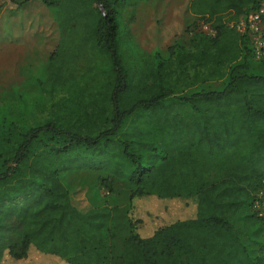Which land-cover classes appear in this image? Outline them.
<instances>
[{"label":"trees","instance_id":"16d2710c","mask_svg":"<svg viewBox=\"0 0 264 264\" xmlns=\"http://www.w3.org/2000/svg\"><path fill=\"white\" fill-rule=\"evenodd\" d=\"M41 1L61 39L110 65L83 83L75 49L52 65L60 41L47 83L33 85L34 115L0 104V264H264V215L252 211L264 193V58L229 27L262 0H191L187 40L131 70L118 55L127 0ZM79 187L87 210L73 203ZM150 196L192 214L154 227L134 213Z\"/></svg>","mask_w":264,"mask_h":264},{"label":"rangeland","instance_id":"374dc122","mask_svg":"<svg viewBox=\"0 0 264 264\" xmlns=\"http://www.w3.org/2000/svg\"><path fill=\"white\" fill-rule=\"evenodd\" d=\"M181 1L185 0H169L168 5L165 0L126 1L125 11L120 16L118 32L120 43L118 55L126 67L131 70L144 55L152 57L154 56L152 53L164 51L175 40L180 42L187 40V26L191 27L198 21L191 16L185 18L180 14L179 9L183 7ZM175 9L179 13L172 15ZM150 10L154 14L150 13ZM202 30L211 34L208 26H202ZM60 41L62 44L58 49ZM69 47L78 52L80 59L85 57L81 62L83 66L79 67L80 72H86L83 83L90 82L93 78L91 71L98 72L95 78L98 79L101 75L100 70L109 63L108 57L102 55V51L84 45L78 38L72 40L63 36L61 39L58 24L41 0H30L21 7L12 0H0V104L4 115L12 113H16L17 116L24 113L30 117L34 115L37 103L33 104L30 100L34 83L39 79L47 83L45 81L48 75L49 56L58 49L51 61L52 65L58 66L60 56L65 55L66 48ZM252 57L254 61L257 60L253 54ZM65 64L64 61V67ZM63 79L67 80L66 72ZM79 189L80 187L76 189L78 193L73 196V203L77 208L87 210L91 205L85 198L86 190ZM121 194L118 199L119 205L123 208L126 202ZM150 198L152 196L138 199L140 201L136 203L137 210L134 213L148 214L146 221L148 224L153 223L154 227L190 218L192 214L191 205L183 201L168 203V206L163 208L158 201H151ZM103 200L99 198L100 203ZM180 203L184 207H181ZM120 227L121 233L124 234L126 232L124 221H121ZM119 243L120 240L115 244L116 249Z\"/></svg>","mask_w":264,"mask_h":264},{"label":"built area","instance_id":"2783aa9c","mask_svg":"<svg viewBox=\"0 0 264 264\" xmlns=\"http://www.w3.org/2000/svg\"><path fill=\"white\" fill-rule=\"evenodd\" d=\"M238 35L247 36L253 49V56L257 60L264 58V0L260 1L256 9L237 21L229 23ZM252 211L258 217L264 215V193L262 191L255 195L252 203Z\"/></svg>","mask_w":264,"mask_h":264},{"label":"crops","instance_id":"0c3cea01","mask_svg":"<svg viewBox=\"0 0 264 264\" xmlns=\"http://www.w3.org/2000/svg\"><path fill=\"white\" fill-rule=\"evenodd\" d=\"M191 0H185V1H181L180 3H181V5H183V7H181V9H179L180 10V14L183 16V17H186V9H187V7H188V4H189V2H190ZM167 2V4L166 5H168V3H169V0H165V3ZM167 10V9H166ZM150 13H152V14H154V12L153 11H151L150 10ZM173 14L172 15H175V13H179L176 9L172 12ZM134 21H135V18H134ZM131 30V29H130ZM166 49H167V47H166ZM165 49V50H166ZM149 54H150V52H148ZM155 53V52H154Z\"/></svg>","mask_w":264,"mask_h":264}]
</instances>
